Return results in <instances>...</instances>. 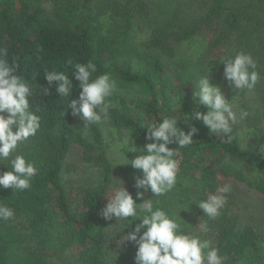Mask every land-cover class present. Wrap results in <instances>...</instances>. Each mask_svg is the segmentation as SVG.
<instances>
[{"label":"trees","instance_id":"1","mask_svg":"<svg viewBox=\"0 0 264 264\" xmlns=\"http://www.w3.org/2000/svg\"><path fill=\"white\" fill-rule=\"evenodd\" d=\"M0 48L32 86V109L41 116L37 135L21 146L39 169L31 188L0 187V203L15 210L13 218L0 220V264H49L44 253L72 248L78 249L79 264H135L137 246L120 241L130 229L116 234L125 222L115 224V218L99 215L111 183L122 180L135 198L134 177L141 175L130 164L115 165L120 157L113 145L135 131V143L142 147L143 126L173 114V108L180 119L206 111L192 101L193 84L206 72L237 111L243 108L249 116L235 126L231 143L210 134L201 121H180L185 131L190 125L199 131L193 144L180 150L177 188L152 199L176 211L178 203L206 199L204 193L218 186V174L264 194V155L259 152L264 145V80L239 92L223 78L224 64L219 63L222 55L249 52L264 75V0H0ZM89 60L97 65L94 75L110 71L117 78L111 99L118 107L111 110L110 121L84 127L68 107L80 92L68 61L74 66ZM52 70L72 79L68 101L56 93L55 82L44 95L48 85L43 75ZM174 97L181 105H173ZM137 154L127 153L129 159ZM226 157L236 166L225 164ZM4 163L0 172L11 169ZM200 211L195 203L181 210L190 230L198 228ZM213 225L212 240L229 257L226 264H264V243L251 226L224 211ZM27 239L30 248H25ZM110 239L118 243L107 263L104 250Z\"/></svg>","mask_w":264,"mask_h":264},{"label":"clouds","instance_id":"2","mask_svg":"<svg viewBox=\"0 0 264 264\" xmlns=\"http://www.w3.org/2000/svg\"><path fill=\"white\" fill-rule=\"evenodd\" d=\"M6 57L7 50L0 48V164L5 165L7 161L11 166L10 170L7 167V171L0 172V187L24 191L31 188L39 169L21 151V146L37 135L41 128V116L32 109V86L17 74L15 62L10 63ZM221 62L224 64L223 78L239 92L251 90L264 80L257 60L249 52L222 55ZM68 65L75 70L74 77L80 89L78 98L68 104L72 114L80 116L84 127L110 121L111 110L118 107L111 99L117 90V78L110 71L94 75L97 65L92 60L74 66L68 61ZM209 74L206 72L195 80L192 92L194 105L202 106L206 111L197 110L187 119H180L173 108V114L143 126L146 143L142 147L135 143V131H130L123 141L113 145L112 152L120 157L115 165L130 164L141 175L134 177L135 198L122 180L111 183L105 194L107 202L99 215L109 221L115 218V224L125 222L116 234L125 228L130 229L120 241H132L137 246L135 264H226L229 259L209 237L207 222H201L198 228L190 230L180 212L195 203L209 220L217 219L228 204L231 183L218 185L215 193L205 192L206 199L193 198L186 205L178 203L176 211L171 207H162L159 200L152 199L166 197L177 188L181 176L180 150L192 145L194 135L199 131L195 125H190L185 131L179 126L180 121H201L210 134L222 135L226 142L231 143L236 139L235 126L249 116L243 108L237 111L221 88L211 82ZM43 76L48 85L43 88L45 96L49 95L55 82L59 97L69 100L74 85L67 72L52 70L46 71ZM180 101L174 97L172 103L179 106ZM254 133L255 129H251L250 134ZM259 152L264 155V145L259 147ZM127 153L138 154L129 159ZM224 163L232 164L231 158L226 157ZM148 192L152 195L145 198ZM14 216L12 207L0 203V220L8 221ZM136 221L139 222L134 223ZM242 227L237 230H242Z\"/></svg>","mask_w":264,"mask_h":264},{"label":"rangeland","instance_id":"3","mask_svg":"<svg viewBox=\"0 0 264 264\" xmlns=\"http://www.w3.org/2000/svg\"><path fill=\"white\" fill-rule=\"evenodd\" d=\"M79 153L77 148L74 149L72 158L76 161V157ZM79 172V171H78ZM86 175V173L84 174ZM74 177V176H73ZM218 185L224 183H231V190L228 193V204L223 210L225 213L230 215L233 219L242 223L245 226H251L257 233L260 234L261 241L264 243V194L259 192L254 188H249L243 185L241 182L236 181L232 177L223 176L221 174L217 175ZM214 191H206L212 192ZM205 198H207V193H205ZM199 223L207 222L210 228L209 237L214 238L215 226L213 225L214 220H209L203 215L202 210L199 213ZM24 224L25 220H20ZM214 226V227H213ZM24 235L28 236V230L23 225ZM29 237V236H28ZM30 240L25 241V248H30ZM117 240L110 239L106 242L104 256L105 261L109 263L116 251ZM79 253L77 248H72L64 253H44L43 258L49 262V264H79Z\"/></svg>","mask_w":264,"mask_h":264}]
</instances>
